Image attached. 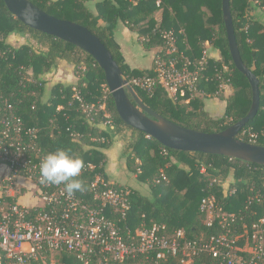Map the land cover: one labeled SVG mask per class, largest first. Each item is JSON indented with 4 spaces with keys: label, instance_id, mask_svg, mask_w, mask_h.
Masks as SVG:
<instances>
[{
    "label": "trees",
    "instance_id": "16d2710c",
    "mask_svg": "<svg viewBox=\"0 0 264 264\" xmlns=\"http://www.w3.org/2000/svg\"><path fill=\"white\" fill-rule=\"evenodd\" d=\"M30 1L47 14L86 27L112 53L123 75L130 77L154 76V57L157 49L163 47L160 32L184 29L185 36L180 38V46L189 58H201L205 48L209 52V66L199 84L203 94L187 103L188 95L176 101L162 87H158L153 95L133 87L138 97L163 118L204 133L224 131L249 113L252 90L248 79L236 69L231 58L223 19V0H162L163 17L159 23L152 17L158 10L155 0ZM95 1L96 14L87 7L88 3ZM250 3H256L264 11V0L230 1L242 59L260 80V111L243 130L251 129L264 134V24L259 20L246 21ZM145 20L148 22L141 24ZM120 21L143 36L139 45L144 51L153 52V66L149 71L131 70L125 64L119 47L110 36L112 28ZM14 36H29L36 46L31 42L14 46L9 41ZM183 41L187 42L188 47L182 44ZM207 43L209 46H206ZM219 55L220 60L217 59ZM58 61L73 66L77 82L71 86L54 85L49 91V99L45 100L47 81L44 77L57 69ZM0 77L3 96L18 108L26 127L40 130L39 145L46 153L65 149L81 159L83 167L88 164L94 166V169L82 168L78 177L86 185V191L97 174H101L107 182H113L106 172L105 150L112 144L114 135H122L126 131L132 133L126 156L127 168L131 172L129 176L137 175L136 182L148 185L150 194L137 189L136 184L130 187L131 209L127 219L122 220L120 216L115 218L124 232L130 230L135 233L143 225L159 224L166 227L169 235L183 230L188 239H194L201 232L206 236L218 234L219 228L207 227L205 216L199 211L201 200L209 192L218 197L226 211H241L248 223L264 214V209L253 206L257 215H245L247 199L264 183V167L224 156L168 149L131 128L117 114L104 72L92 56L72 44L26 26L9 12L2 0ZM28 78H31L30 82ZM224 85L231 90L227 98L222 96ZM75 86L86 104H106L111 125H106L109 119L104 117V112L95 121L87 118L81 104L73 97ZM208 100L213 105L223 107L222 116H210L205 111L204 101ZM237 138L241 139V134ZM257 145L264 146V136H260ZM203 166L214 171L225 185L210 188L208 178L201 179L199 174ZM162 173L167 177L166 181L161 178ZM233 188L237 189V193L230 195L229 191ZM76 193L81 195L80 192ZM9 201L16 202V199ZM57 259L58 264H82L67 255L58 256ZM212 262L209 257L203 256L194 264ZM91 264H97L96 260ZM159 264H179V260L169 258Z\"/></svg>",
    "mask_w": 264,
    "mask_h": 264
},
{
    "label": "built area",
    "instance_id": "2783aa9c",
    "mask_svg": "<svg viewBox=\"0 0 264 264\" xmlns=\"http://www.w3.org/2000/svg\"><path fill=\"white\" fill-rule=\"evenodd\" d=\"M155 4L163 10L162 0H155ZM182 36V28L160 32L163 47L157 49L154 57V76L123 78L149 95L162 87L176 101L188 95V103L202 95L199 84L209 66L208 49L203 50L201 58L191 59L181 50ZM182 44L188 47L186 41ZM2 83L0 77V264H58L57 257L61 255L82 264L94 260L97 264H159L169 258L178 259L179 264H194L203 256L213 260L212 264H264V214L248 223L241 211H226L214 193L209 192L201 200L199 211L205 216L207 227H217L219 233L206 236L201 232L188 239L183 230L169 235L166 227L159 224L143 225L135 233L124 232L115 218L127 219L132 192L107 182L101 174L80 196L74 193L69 197L63 184H41L40 163L47 153L39 145L40 130L25 126L18 108L3 96ZM73 92L89 120L95 121L104 112L109 119L106 125H111L105 103L86 104L76 86ZM240 134V140L256 145L264 136L251 129ZM83 168L94 166L88 164ZM6 169L9 172L5 175ZM199 174L201 179L208 178L210 188L225 185L223 179L204 166ZM161 178L167 180L164 173ZM19 179L33 184L41 207L9 201L21 194ZM229 193L235 195L237 189ZM253 206L264 209V183L247 199L245 215H257Z\"/></svg>",
    "mask_w": 264,
    "mask_h": 264
},
{
    "label": "water",
    "instance_id": "95a60500",
    "mask_svg": "<svg viewBox=\"0 0 264 264\" xmlns=\"http://www.w3.org/2000/svg\"><path fill=\"white\" fill-rule=\"evenodd\" d=\"M2 1L9 12L26 26L72 44L92 56L104 72L117 114L131 128L146 134L168 149L224 156L264 167V146L237 138L247 124L257 117L261 107V93L260 80L245 65L236 41L231 0L222 1L229 51L236 69L250 83L252 104L244 118L218 133H204L180 126L146 106L134 88L123 78V72L112 53L86 27L47 14L30 0Z\"/></svg>",
    "mask_w": 264,
    "mask_h": 264
},
{
    "label": "crops",
    "instance_id": "0c3cea01",
    "mask_svg": "<svg viewBox=\"0 0 264 264\" xmlns=\"http://www.w3.org/2000/svg\"><path fill=\"white\" fill-rule=\"evenodd\" d=\"M101 1V0H98ZM96 3L91 2L87 4V7L90 11L96 14ZM152 17L156 22H160L163 17V10H157L153 13ZM247 20H259L264 24V11L260 9V7L256 3H250L249 10L247 13ZM148 20L143 21L141 24H146ZM105 25V24H104ZM109 27L108 25H105ZM113 41L119 47L123 58L125 60V64L131 70L137 69L141 71H149L153 66V52L144 51L139 45V41L143 39V36L139 35L137 32L132 31L130 28L126 26L125 23L119 22L117 26L111 31L110 34ZM20 36L12 37V40H20ZM63 61L57 62V69L52 70L49 74H47L44 79L48 82L51 81L50 84H47V88L49 91L54 85L63 84L65 86L75 85L74 83V68L67 63L66 66H62ZM229 88V87H228ZM230 89V88H229ZM231 94V90H229ZM229 94V96H230ZM229 96H226L229 97ZM213 108V112H218L219 117L224 113V109L222 106H217L211 104ZM112 144L108 149L105 150V155L107 159L106 172L111 181L118 182L121 185H124L129 180L121 178V174L124 173L123 166V158L120 156L119 150L121 151L130 143L132 139V133L130 131H126L122 135H114ZM119 154V155H118ZM118 155V156H117ZM125 169V168H124ZM0 171H3L0 169ZM9 172L7 169L4 170L5 175ZM124 175V174H123ZM0 178L1 174H0ZM121 178V180H119ZM124 179V180H122ZM127 180V181H126ZM19 185L23 187L21 190V194L16 198L17 202L25 205L27 207L39 208L42 206L38 198V193L33 184L27 180L19 179Z\"/></svg>",
    "mask_w": 264,
    "mask_h": 264
},
{
    "label": "clouds",
    "instance_id": "9594fccd",
    "mask_svg": "<svg viewBox=\"0 0 264 264\" xmlns=\"http://www.w3.org/2000/svg\"><path fill=\"white\" fill-rule=\"evenodd\" d=\"M82 168L81 159L65 149H57L47 153L41 160L40 183L57 186L63 184L69 197L76 192L84 193L86 185L78 178Z\"/></svg>",
    "mask_w": 264,
    "mask_h": 264
},
{
    "label": "rangeland",
    "instance_id": "374dc122",
    "mask_svg": "<svg viewBox=\"0 0 264 264\" xmlns=\"http://www.w3.org/2000/svg\"><path fill=\"white\" fill-rule=\"evenodd\" d=\"M20 38V37H19ZM9 41L14 45V46H20V45H22V44H26V43H28V42H31V44L32 45H34V46H36L35 45V43L34 42H32L31 41V39L29 38V36H25V37H21V39L18 41V40H10L9 39ZM220 55L217 57V59L218 60H220ZM62 66H66L67 67V62H65V61H63V63H62ZM70 66H72V65H70ZM73 67V66H72ZM74 70V69H73ZM76 82H77V79L75 78L74 79V83L76 84ZM51 83V81L50 82H48L47 84H50ZM229 88L228 87H225L224 89H223V94H222V96L224 95V97H226V96H229ZM49 97H50V92H49V89L47 88V94H46V97H45V100H48L49 99ZM204 105H205V111L206 112H209L208 114L210 115V116H212V115H214V116H217L218 115V112L216 111V113L215 112H213L212 110H213V108L211 107V101L210 100H208V101H204ZM119 153H120V156H122V158H123V166H124V168H123V170H124V175L123 174H121L122 176H121V178L122 177H124V179H127V180H129L128 182H130V183H125L124 185H121V184H119L118 182H115L118 186H123V187H125V188H127V189H129V190H131V186H134L135 184H136V188L138 189H140V191H142V192H144V193H146V194H150V189H149V187H148V185H144V184H141V183H138V182H136V179H137V175H135V174H131L130 176H129V173H131L130 172V170L127 168V153H128V151H127V147H125L124 149H122L121 151L119 150ZM119 155V154H118ZM117 155V156H118ZM138 164V163H137ZM121 178L119 179V180H121ZM124 179H122V180H124ZM126 180V181H127ZM138 183V184H137ZM129 186V187H128ZM21 188V190H23V187H20ZM132 191V190H131Z\"/></svg>",
    "mask_w": 264,
    "mask_h": 264
}]
</instances>
